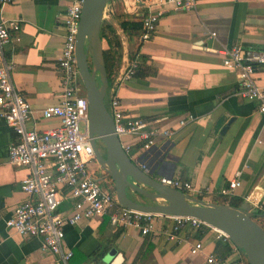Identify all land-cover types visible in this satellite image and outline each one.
<instances>
[{
	"label": "crops",
	"instance_id": "crops-1",
	"mask_svg": "<svg viewBox=\"0 0 264 264\" xmlns=\"http://www.w3.org/2000/svg\"><path fill=\"white\" fill-rule=\"evenodd\" d=\"M70 1L14 0L3 8L7 18L21 23L5 48V56L13 63V83L31 105L39 131L59 125L57 118H40V111L58 103L61 93L57 66L64 43L63 13ZM145 2L125 0L121 11L115 6L106 20L120 37L122 56L135 51L146 74L119 87L124 117L140 118L149 123L148 128L174 132L169 141L160 135L154 141L157 146L166 144L165 156L174 168L158 166L153 177L172 173L189 181L194 187L191 196L208 203L240 207L254 193L264 207V118L257 110L258 103L239 93L236 71L226 68L213 50L239 45L247 54L264 52V0H197L196 7L189 10L153 4L151 10L163 13L151 39L139 41L138 35L129 39L118 23L141 20L150 9ZM211 32L216 37H211ZM253 78L264 87V65L255 68ZM182 120H186L184 125ZM123 140L131 145L138 162L146 159L136 137ZM16 141L13 129L0 116V264H54L55 255L42 249L41 238L10 233L5 226V220L27 197L20 185L29 169L7 161L8 147ZM94 167L101 173L98 165ZM238 172L240 186L225 195L223 191ZM71 210L70 200L58 209L63 215ZM257 215L254 218L264 226V214L260 211ZM170 225L168 219H160L148 235L115 227L107 216L65 225V242L74 253L70 264H232L244 259L240 249L219 238L211 227L199 228L201 231L186 227L171 240L167 236ZM197 242L202 248L191 253ZM209 255L220 262L208 263Z\"/></svg>",
	"mask_w": 264,
	"mask_h": 264
},
{
	"label": "built area",
	"instance_id": "built-area-1",
	"mask_svg": "<svg viewBox=\"0 0 264 264\" xmlns=\"http://www.w3.org/2000/svg\"><path fill=\"white\" fill-rule=\"evenodd\" d=\"M148 11L141 15L142 29L139 41L151 39L163 10H151L155 5H169L176 10H189L196 7L197 0H144ZM14 0H0V116L17 136V141L8 147L7 161L14 166H25L29 175L21 180L20 188L27 195L14 209L13 214L5 220L10 233L23 237H37L42 240V249L55 255L54 264H70L74 253L65 242V225H76L80 221L96 217H108V222L118 228L135 229L142 235L154 232L160 219L171 222L167 232L169 239L174 240L176 233L186 227H211L217 231L219 238L229 242L224 232L209 226L192 216L165 215L143 212L121 207L115 196V190L96 176V163L93 147L88 135L89 104L82 85L76 60V39L82 15L84 0H71L63 13L64 43L58 60L61 93L58 103L44 107L40 118L48 120L57 118L59 125L39 131L34 121V113L29 102L20 89L13 83L11 74L13 63L5 56V48L19 32V19H10L4 15V6ZM147 2H150L151 6ZM135 3V2H132ZM148 4V5H147ZM113 12L106 16L105 20ZM216 37L215 32L210 33ZM222 58L223 65L236 71L240 94L249 101L258 103L257 110L264 118V87L258 85L253 73L257 66L264 65V52L245 53L239 45L220 46L213 49ZM121 69L113 86L108 89L109 112L114 122V132L127 155L143 171L147 172L148 156L138 162L132 147L123 141L125 136L136 137L143 151L155 145V138L162 136L168 141L174 132L170 129L158 131L148 128L149 123L140 118H125L118 99L119 87L132 79L138 67V60L131 59L126 51L121 60ZM192 118V117H191ZM186 120L180 121L184 125ZM30 124V125H29ZM81 124L84 125L83 130ZM29 125V126H28ZM240 173L229 181L225 195H230L240 186ZM158 181L168 187L191 195L194 187L191 182L175 177L161 176ZM72 201V210L63 215L58 209L63 201ZM253 211L264 214V207L256 201L254 193L246 197ZM262 226V225H261ZM264 227V226H263ZM234 249H239L232 244ZM202 248L195 243L191 253ZM208 263H219L213 255L207 258ZM248 263L245 256L232 264ZM219 264H227L225 261ZM231 264V263H229Z\"/></svg>",
	"mask_w": 264,
	"mask_h": 264
},
{
	"label": "water",
	"instance_id": "water-1",
	"mask_svg": "<svg viewBox=\"0 0 264 264\" xmlns=\"http://www.w3.org/2000/svg\"><path fill=\"white\" fill-rule=\"evenodd\" d=\"M125 1V0H122ZM137 2L138 0H127ZM116 0H84L76 39V60L89 104L88 135L96 163L114 183L115 196L123 208L165 215L192 216L229 237L249 264H264V227L254 218L250 204L208 203L180 190L161 184L153 177L156 167L174 168L166 159V144L152 145L143 151L148 156L147 172L140 169L124 151L114 132L113 118L106 106L109 83L104 63L100 30L102 22L115 7ZM231 118L220 131V137L232 123ZM98 143V144H97ZM172 177V173L168 175ZM130 192L148 198L152 203L133 200ZM163 199V203L156 202Z\"/></svg>",
	"mask_w": 264,
	"mask_h": 264
},
{
	"label": "trees",
	"instance_id": "trees-1",
	"mask_svg": "<svg viewBox=\"0 0 264 264\" xmlns=\"http://www.w3.org/2000/svg\"><path fill=\"white\" fill-rule=\"evenodd\" d=\"M122 32L130 39L132 36L139 35L142 29V22L139 21H120L118 23ZM100 37L102 40L103 47V55H104V63L107 71L108 83L109 87L112 84V81L115 75L118 72V69L121 65L122 60V44L120 37L118 36L116 29L114 26L108 22V20H104L101 25ZM135 51L130 53V58H135ZM145 77L146 74L142 72V64L139 63L137 70L135 72L134 77ZM108 87V89H109ZM259 210H255L254 217L258 216ZM108 218V217H107ZM199 229L198 231H201ZM197 237H201V234L198 233ZM249 264V263H247Z\"/></svg>",
	"mask_w": 264,
	"mask_h": 264
},
{
	"label": "rangeland",
	"instance_id": "rangeland-1",
	"mask_svg": "<svg viewBox=\"0 0 264 264\" xmlns=\"http://www.w3.org/2000/svg\"><path fill=\"white\" fill-rule=\"evenodd\" d=\"M122 3H124V1H122V0H116V4H115V6L118 7V10H119V11H121ZM105 103L108 104V96H107V95H106V97H105ZM106 106H107V105H106ZM108 108H109V106H108ZM83 128H84V125L81 124V129L83 130ZM123 141H124V140H123ZM99 175H100L99 171L96 172V176L99 177ZM107 181H108V183H109L108 186H109L111 189L114 190V185L111 183V181H110V180H107ZM130 197H131V196H130ZM131 198H132V197H131ZM133 198H135L136 200H138L139 202H142V203H152V201L149 200L148 198H145V197H144V198H141V197H139L138 195H135V194L133 195ZM156 202H158V203H163L164 200H163V199H157ZM255 220H256L259 224L262 225V223L260 222L259 219L255 218ZM262 226H263V225H262ZM108 262H109V261H108ZM108 262H106V264H108Z\"/></svg>",
	"mask_w": 264,
	"mask_h": 264
},
{
	"label": "flooded vegetation",
	"instance_id": "flooded-vegetation-1",
	"mask_svg": "<svg viewBox=\"0 0 264 264\" xmlns=\"http://www.w3.org/2000/svg\"><path fill=\"white\" fill-rule=\"evenodd\" d=\"M98 144V143H97ZM98 168L100 169V171H101V173H100V175H99V179L101 180V181H103L105 184H107V185H109V183H108V181L107 180H110L111 181V183L114 185V183H113V181L111 180V177H109L105 172H103V170L99 167V165H98ZM138 195L139 197H141V198H144L142 195H139V194H137V193H135V192H130L129 191V195L132 197V199L133 200H135V201H137V202H139L138 200H136L135 198H133V195Z\"/></svg>",
	"mask_w": 264,
	"mask_h": 264
},
{
	"label": "bare ground",
	"instance_id": "bare-ground-1",
	"mask_svg": "<svg viewBox=\"0 0 264 264\" xmlns=\"http://www.w3.org/2000/svg\"><path fill=\"white\" fill-rule=\"evenodd\" d=\"M114 264H116V262Z\"/></svg>",
	"mask_w": 264,
	"mask_h": 264
}]
</instances>
